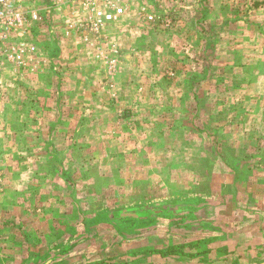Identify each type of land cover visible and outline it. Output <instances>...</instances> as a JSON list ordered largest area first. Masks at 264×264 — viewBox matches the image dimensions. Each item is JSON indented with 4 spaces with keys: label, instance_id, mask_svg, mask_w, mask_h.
Instances as JSON below:
<instances>
[{
    "label": "rangeland",
    "instance_id": "rangeland-1",
    "mask_svg": "<svg viewBox=\"0 0 264 264\" xmlns=\"http://www.w3.org/2000/svg\"><path fill=\"white\" fill-rule=\"evenodd\" d=\"M91 2L20 0L0 38V264L264 259V114L233 64L264 55V5Z\"/></svg>",
    "mask_w": 264,
    "mask_h": 264
},
{
    "label": "crops",
    "instance_id": "crops-1",
    "mask_svg": "<svg viewBox=\"0 0 264 264\" xmlns=\"http://www.w3.org/2000/svg\"><path fill=\"white\" fill-rule=\"evenodd\" d=\"M253 4V8H255L257 11H261L262 9V5H264V0H252ZM193 8H196L197 6L199 7L200 5H196V2L192 5H190ZM221 9V8H220ZM202 11V10H201ZM224 10H222L221 12H223ZM203 12V11H202ZM221 12H219V17L220 20L217 24L213 25L211 28L224 32L228 26L231 23L233 24V28L231 29V31L236 32L237 34H242L243 29L240 28L241 25H239V18L236 17L235 20H233L231 17H227V15H221ZM225 13V11H224ZM168 17H172V19H174L173 16L171 15H167ZM211 14L203 12L201 13L199 19H202L204 21H206L207 18H210ZM261 21H258V24ZM264 24V23H262ZM262 24H259L258 27L261 30L263 29ZM194 28H199V24L195 23L193 21L192 23ZM208 26V23L206 21L205 26ZM210 28V25L209 27ZM1 40V39H0ZM0 48H1V43H0ZM260 50V49H259ZM253 52V50H252ZM243 53L237 54V57L239 60L234 61V67L235 70L240 71L241 70L239 68L242 69V67H246L247 71L250 69H252V74L249 75H243L242 78L239 80L241 81L239 84V89L236 90L237 96L244 98L245 96H251V99H253V101H255V99H257V101L260 103H262L261 105L255 104L254 107H238L236 110L241 109V116L248 114V115H254L256 113H263L264 114V70H262V64H264V55H256V56H252V58L250 57V60L247 59V57H249L248 55L244 54V58L246 59V61L243 59ZM221 64H224L221 62ZM210 77V76H209ZM247 88V89H246ZM238 99V98H237ZM243 103V101H242ZM254 104V103H253ZM259 109V112H257L256 110ZM261 140L259 142L256 143L257 146L264 144V136H261ZM252 155V154H251ZM258 163L261 164L264 162V157H260L259 159H257Z\"/></svg>",
    "mask_w": 264,
    "mask_h": 264
},
{
    "label": "built area",
    "instance_id": "built-area-1",
    "mask_svg": "<svg viewBox=\"0 0 264 264\" xmlns=\"http://www.w3.org/2000/svg\"><path fill=\"white\" fill-rule=\"evenodd\" d=\"M147 1H154V0H147ZM19 2L20 0H0V38L4 37L5 33L10 29H14V30L21 29V27L27 21V14L25 13V11L21 9ZM87 3L91 4L92 2L91 0H87ZM115 9L117 12L115 14L106 13L105 11L100 9L97 11V17L100 20L104 18L116 19L118 13H121L123 8L121 5L116 4ZM159 16L160 15L154 14V15H150L149 18L154 19ZM164 18L166 19L168 24H172L173 22L172 17H168L167 15H165ZM89 24L91 25L92 29H94V26L96 24L93 21Z\"/></svg>",
    "mask_w": 264,
    "mask_h": 264
},
{
    "label": "trees",
    "instance_id": "trees-1",
    "mask_svg": "<svg viewBox=\"0 0 264 264\" xmlns=\"http://www.w3.org/2000/svg\"><path fill=\"white\" fill-rule=\"evenodd\" d=\"M161 209L164 210V211L166 210L165 207H162ZM133 210H134V213L140 212V211H138L139 209H136V208H133ZM136 210H137V211H136ZM164 211H162V212H164ZM137 214H139V213H137ZM146 214H149V212L146 211ZM135 215H136V214H135ZM103 216H107V213L103 214ZM137 219H138V217H137Z\"/></svg>",
    "mask_w": 264,
    "mask_h": 264
},
{
    "label": "water",
    "instance_id": "water-1",
    "mask_svg": "<svg viewBox=\"0 0 264 264\" xmlns=\"http://www.w3.org/2000/svg\"><path fill=\"white\" fill-rule=\"evenodd\" d=\"M252 264H264V259L260 260V261H257V262H254Z\"/></svg>",
    "mask_w": 264,
    "mask_h": 264
}]
</instances>
